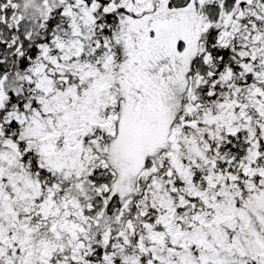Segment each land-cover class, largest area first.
I'll return each instance as SVG.
<instances>
[{"label":"snow or ice","instance_id":"6c2138e0","mask_svg":"<svg viewBox=\"0 0 264 264\" xmlns=\"http://www.w3.org/2000/svg\"><path fill=\"white\" fill-rule=\"evenodd\" d=\"M0 264H264V0H0Z\"/></svg>","mask_w":264,"mask_h":264}]
</instances>
